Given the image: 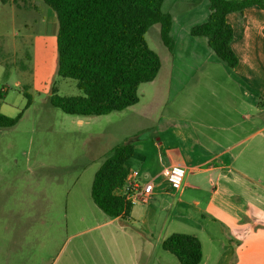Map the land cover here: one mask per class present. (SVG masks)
Instances as JSON below:
<instances>
[{
  "label": "crops",
  "instance_id": "crops-1",
  "mask_svg": "<svg viewBox=\"0 0 264 264\" xmlns=\"http://www.w3.org/2000/svg\"><path fill=\"white\" fill-rule=\"evenodd\" d=\"M182 1L191 5L174 16L169 62L153 81L163 78L169 93L162 92L159 99L169 109L161 110L155 119L154 127L159 129L153 149L127 165L154 183L148 202L164 192L174 198L170 206L174 215H169L158 233L156 248L167 236L186 233L202 243L201 264H264V9L252 6L242 15H227L235 35L231 46L239 60L231 69L206 40L190 34L194 26L208 20V0H166L164 10L176 11ZM3 6L17 10L25 28L31 26L35 44L39 38L45 43L57 40L56 14L43 0H18ZM212 85L220 92L211 88L202 93L203 87ZM103 161L94 169L92 182ZM173 165L186 169L178 191L162 174ZM133 209L130 216L135 215ZM103 214L79 231L95 232L96 248L101 243V252L104 249L108 254L105 260L103 254L91 257V264L99 260L144 264L146 234ZM86 220L71 219L69 224L76 227Z\"/></svg>",
  "mask_w": 264,
  "mask_h": 264
},
{
  "label": "rangeland",
  "instance_id": "rangeland-1",
  "mask_svg": "<svg viewBox=\"0 0 264 264\" xmlns=\"http://www.w3.org/2000/svg\"><path fill=\"white\" fill-rule=\"evenodd\" d=\"M190 5L182 1L171 13L179 15ZM29 27H24L17 10L0 4V109L9 117L22 113L14 127L0 128V264H91V257L98 259L101 254L105 260L108 254L101 252L102 244L96 248L92 240L95 232H79L97 214L104 215L90 194L94 169L105 159L101 154L126 140H135L130 163L153 149L159 129L154 127L155 119L161 110L169 109L159 97L169 92L163 78H158L142 84L139 102L121 112L63 113L50 102L52 90L61 96L82 93L77 81L57 74V40L45 43L39 38L35 44ZM146 39L166 67L170 51L162 42L159 25L149 28ZM206 86L202 93L211 88L220 92L217 86ZM25 94L31 98L28 107ZM172 203L174 198L164 192L153 201L133 204L135 215L126 221L147 236L144 264H180L155 247L158 233L174 215ZM80 218L87 220L76 227L69 224Z\"/></svg>",
  "mask_w": 264,
  "mask_h": 264
},
{
  "label": "trees",
  "instance_id": "trees-1",
  "mask_svg": "<svg viewBox=\"0 0 264 264\" xmlns=\"http://www.w3.org/2000/svg\"><path fill=\"white\" fill-rule=\"evenodd\" d=\"M17 1L0 0V3ZM43 1L55 12L58 22L57 74L77 81L82 93L61 96L53 89L51 104L63 113L76 116L107 115L137 104L140 86L153 82L162 68L159 54L146 39L151 26L159 25L162 42L172 51L174 15L164 10L166 0ZM208 2V20L194 26L190 34L205 37L215 56L234 69L239 60L231 46L235 35L227 15H242L252 6L264 9V0ZM25 95L28 107L31 98ZM21 116L22 113L9 117L0 109V128L14 127ZM134 141L126 140L106 153L92 182V199L109 218L126 221L134 206L123 195L130 172L127 164L136 150ZM161 249L173 255L180 264H201L203 261L202 243L192 234L173 233L163 240Z\"/></svg>",
  "mask_w": 264,
  "mask_h": 264
},
{
  "label": "built area",
  "instance_id": "built-area-1",
  "mask_svg": "<svg viewBox=\"0 0 264 264\" xmlns=\"http://www.w3.org/2000/svg\"><path fill=\"white\" fill-rule=\"evenodd\" d=\"M173 190H180L183 187L186 176V169L179 165L166 167L162 171ZM154 192V183L149 179H144L142 172L139 169H132L126 179L123 187V195L126 201L135 203L148 202Z\"/></svg>",
  "mask_w": 264,
  "mask_h": 264
}]
</instances>
